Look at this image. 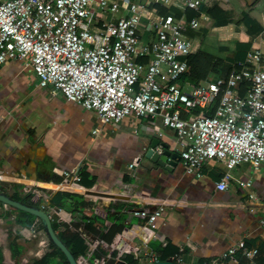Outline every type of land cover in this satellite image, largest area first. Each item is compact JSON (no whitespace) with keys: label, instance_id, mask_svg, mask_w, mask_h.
I'll list each match as a JSON object with an SVG mask.
<instances>
[{"label":"crops","instance_id":"crops-1","mask_svg":"<svg viewBox=\"0 0 264 264\" xmlns=\"http://www.w3.org/2000/svg\"><path fill=\"white\" fill-rule=\"evenodd\" d=\"M118 1L122 10L128 0ZM212 4L225 13L213 26L206 11ZM200 8L208 19L183 29L191 52L199 49L221 58V73L250 50L261 51L264 60V0H205ZM188 11H195H185L189 19ZM240 13L261 25V32L249 34L242 22L237 23ZM93 14L97 19L99 8ZM144 22L140 26L146 36ZM214 32L215 37L209 35ZM153 124L161 134L151 130ZM154 138L177 152L174 131L162 127L159 118L130 116L118 125L103 123L93 111L40 86L24 61L7 59L0 64V191H38L40 199L55 191L79 195L75 201L65 198L64 205H81L103 226L83 232L87 247L85 255L77 257L80 264H87L94 250L100 256L96 264H118L126 254L136 258L155 253L157 258L154 247L167 244L176 249L169 259L178 254L185 264H205L240 239L262 249L264 257V167L251 170L248 163L238 164L229 170L227 187L218 190L215 182L224 171L220 161H204L199 176L186 173L179 159L170 169L159 167L144 157ZM71 169L79 175L77 182L64 175ZM86 189L95 194H86ZM8 209L0 204V264L40 258L48 250V239L38 218L25 227ZM154 210L159 214L152 228L133 214ZM48 213L52 221L68 223L71 229V220L78 222L77 214L67 209L50 207ZM77 228L83 230V223Z\"/></svg>","mask_w":264,"mask_h":264},{"label":"built area","instance_id":"built-area-1","mask_svg":"<svg viewBox=\"0 0 264 264\" xmlns=\"http://www.w3.org/2000/svg\"><path fill=\"white\" fill-rule=\"evenodd\" d=\"M204 2L128 0L121 10L118 0H0V64L24 61L40 86L93 111L103 123L159 118L176 135L184 171L199 176L204 161H220L224 171L215 188L224 190L229 170L238 164L264 167V60L261 51L250 50L226 74L197 84L178 82L191 53L183 29L208 19L200 8ZM96 8L100 15L94 19ZM187 9L196 14L188 19ZM192 110L196 116L182 115ZM156 127L151 130L161 134ZM64 175L79 180L75 169ZM133 214L152 228L159 211ZM236 255L260 264L258 248L243 239L206 263L235 264ZM137 258L141 264L157 259L155 253ZM172 259L181 262L178 254Z\"/></svg>","mask_w":264,"mask_h":264},{"label":"trees","instance_id":"trees-1","mask_svg":"<svg viewBox=\"0 0 264 264\" xmlns=\"http://www.w3.org/2000/svg\"><path fill=\"white\" fill-rule=\"evenodd\" d=\"M158 10L161 13L166 12V9L163 7L158 6ZM206 11L210 14L211 24L212 26L220 19L224 18V11L220 9L216 4H212L210 7L206 9ZM189 12V13H188ZM188 17H192L196 13L193 11H188ZM241 17L238 19L237 23L242 22L247 29V32L251 35H255L261 32L262 26L259 25L253 18L249 17L244 13H240ZM228 20H232V17H227ZM221 66H222V59L216 57L208 52L202 50H196L194 52L189 53L186 56V69L178 78V82H190L192 84H197L201 80H204L212 75H219V74H226L229 69L228 68L224 73H221ZM196 111L192 110L190 113L186 114L183 113V116L186 117H194L196 116ZM1 189V188H0ZM8 193L11 197L23 201L27 204L34 205L37 207L42 208L43 210L49 212L50 207L54 208H61L67 209L71 214H77L76 219L78 218V222H75L74 219L71 220V225L74 229L69 227L68 223H56L52 221L53 229L56 232L57 236L62 240V242L68 247L74 257L83 256L85 255V250L87 247L86 238L83 235L84 231L93 230L95 226L99 227L100 229L103 227L101 221L99 220L98 216L95 215L93 212H86L81 205L79 206H72V203L67 207L64 205V199L68 198L70 201L78 199L79 195L68 193V192H61L55 191L53 194L49 196L48 199L44 200L43 198L36 197L39 195L38 191L35 193L33 191L21 192L18 190H14L13 192ZM57 197V201L53 199ZM41 205H44L41 207ZM11 212L16 214V222L22 226L28 227L34 223L35 216L23 211L16 209L14 207H10L9 209ZM6 214V212H3ZM8 214V213H7ZM1 216V215H0ZM83 223V230L77 228L79 223ZM38 227L43 229L41 221L37 220ZM14 241L11 243V247L14 246ZM157 253V259H168L170 254L173 253L174 250L172 246L165 245L162 247L157 245L154 247ZM261 250H259V255L256 257V260L260 264H264V257L262 256ZM2 258L0 252V259ZM235 260V264H246V258L241 255H236L233 257ZM59 261L61 264H67L65 261L63 253L52 243L48 240V250L38 259L32 260L30 263L27 264H56ZM100 261V256L98 251L94 250L88 257H87V264H96ZM118 264H141L138 258H133L132 255H124L122 259L118 262ZM208 264V263H206Z\"/></svg>","mask_w":264,"mask_h":264},{"label":"water","instance_id":"water-1","mask_svg":"<svg viewBox=\"0 0 264 264\" xmlns=\"http://www.w3.org/2000/svg\"><path fill=\"white\" fill-rule=\"evenodd\" d=\"M158 147H163L162 149H158ZM144 157L148 159L150 162L155 163L159 167H163L165 169H170L176 164L178 159V153L175 151H171L167 145L160 142L159 139H152L146 151L144 152ZM86 194H95V192L86 189ZM118 198H125L122 195L117 196ZM0 204H5L8 207H14L19 210L26 211L36 218H38L43 227V231L47 237V239L52 242L64 255L65 261L67 264H80L77 257H74L68 247L62 242V240L57 236L56 232L53 229L52 220L47 211L43 210L40 207L27 204L23 201L17 200L8 193L4 191H0ZM143 264H185L183 262H178L173 259H156L151 262L143 263Z\"/></svg>","mask_w":264,"mask_h":264},{"label":"rangeland","instance_id":"rangeland-1","mask_svg":"<svg viewBox=\"0 0 264 264\" xmlns=\"http://www.w3.org/2000/svg\"><path fill=\"white\" fill-rule=\"evenodd\" d=\"M214 34H215V32L214 33H210L209 35H214ZM214 37H215V35H214ZM250 168H251V170H253L251 166H250Z\"/></svg>","mask_w":264,"mask_h":264}]
</instances>
